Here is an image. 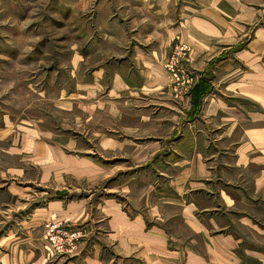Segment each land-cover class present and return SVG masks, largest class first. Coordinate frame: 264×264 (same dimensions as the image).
<instances>
[{"label": "crops", "instance_id": "0c3cea01", "mask_svg": "<svg viewBox=\"0 0 264 264\" xmlns=\"http://www.w3.org/2000/svg\"><path fill=\"white\" fill-rule=\"evenodd\" d=\"M195 2L180 29L194 36L184 60L209 82L200 106L192 94L178 121L127 128L109 108L136 134L130 146L101 135L122 167L53 173L46 203L19 192L20 231L0 235V264H264V0ZM3 193L11 211L15 190ZM50 222L78 234L67 253L46 250Z\"/></svg>", "mask_w": 264, "mask_h": 264}, {"label": "rangeland", "instance_id": "374dc122", "mask_svg": "<svg viewBox=\"0 0 264 264\" xmlns=\"http://www.w3.org/2000/svg\"><path fill=\"white\" fill-rule=\"evenodd\" d=\"M195 3L0 0V235L20 231L26 188L46 203L53 173L57 180L98 171L102 162L122 167L112 147L108 157L101 152V135L112 132L130 146L136 134L121 129L109 108L125 110V128L148 117L179 120L199 84L183 51L191 53L194 36L180 29ZM119 78L125 88L116 87ZM61 137L76 144L60 147ZM8 186L16 194L11 211L2 204Z\"/></svg>", "mask_w": 264, "mask_h": 264}, {"label": "built area", "instance_id": "2783aa9c", "mask_svg": "<svg viewBox=\"0 0 264 264\" xmlns=\"http://www.w3.org/2000/svg\"><path fill=\"white\" fill-rule=\"evenodd\" d=\"M185 56L188 49L184 48ZM79 236L73 233L62 223H50L46 226V250L55 257L65 254L77 242Z\"/></svg>", "mask_w": 264, "mask_h": 264}, {"label": "trees", "instance_id": "16d2710c", "mask_svg": "<svg viewBox=\"0 0 264 264\" xmlns=\"http://www.w3.org/2000/svg\"><path fill=\"white\" fill-rule=\"evenodd\" d=\"M210 90L209 82L201 81L193 92L195 104L200 106L202 98Z\"/></svg>", "mask_w": 264, "mask_h": 264}, {"label": "bare ground", "instance_id": "6f19581e", "mask_svg": "<svg viewBox=\"0 0 264 264\" xmlns=\"http://www.w3.org/2000/svg\"><path fill=\"white\" fill-rule=\"evenodd\" d=\"M117 88H125L126 87V85H125V83L123 82V80H121V78H119V80H118V82H117V86H116Z\"/></svg>", "mask_w": 264, "mask_h": 264}]
</instances>
